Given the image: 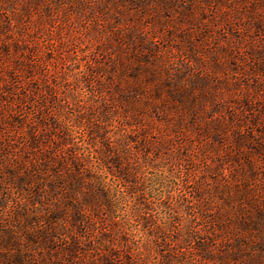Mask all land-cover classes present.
<instances>
[{
  "label": "rangeland",
  "instance_id": "rangeland-1",
  "mask_svg": "<svg viewBox=\"0 0 264 264\" xmlns=\"http://www.w3.org/2000/svg\"><path fill=\"white\" fill-rule=\"evenodd\" d=\"M0 264H264V0H0Z\"/></svg>",
  "mask_w": 264,
  "mask_h": 264
}]
</instances>
